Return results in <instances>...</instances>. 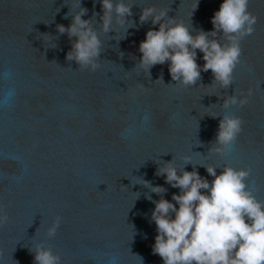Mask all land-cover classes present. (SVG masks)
Masks as SVG:
<instances>
[{
    "label": "water",
    "instance_id": "1",
    "mask_svg": "<svg viewBox=\"0 0 264 264\" xmlns=\"http://www.w3.org/2000/svg\"><path fill=\"white\" fill-rule=\"evenodd\" d=\"M127 2L129 22L104 33L100 0H81L83 19L97 13L102 41L99 67L91 71L66 60L71 41L56 28L71 23L79 0H0V215L8 216L0 223V264H35L38 244L60 264H163L153 252L151 219L160 196L143 179L166 188L172 201L180 189L156 175L165 161L178 170L195 167L209 183L207 165L217 174L225 166L248 169L246 186L264 203V0H248L256 24L240 41L227 88L213 82L211 70L184 86L172 80L167 62L148 72L139 65V43L159 27L151 18L140 22L143 7L168 10L195 34L213 30L223 0ZM234 94L247 103L225 108L224 98ZM225 114L243 123L220 154L209 149Z\"/></svg>",
    "mask_w": 264,
    "mask_h": 264
},
{
    "label": "clouds",
    "instance_id": "2",
    "mask_svg": "<svg viewBox=\"0 0 264 264\" xmlns=\"http://www.w3.org/2000/svg\"><path fill=\"white\" fill-rule=\"evenodd\" d=\"M100 4V31L108 33L115 30V25L129 22L127 17L132 15V4L127 0H100ZM87 11L79 0V10L72 15L71 23L68 26L57 24L56 28L71 41L66 60H74L81 69L95 71L99 67L102 41L93 24L97 13L83 19ZM167 13L168 10L155 4L142 8L140 22L151 18L152 24L159 27L148 29L145 39L139 43V65L148 72L153 66L167 62L172 80L184 86L196 85L201 71L208 70L212 72L213 82H218L222 88L232 84L241 56L240 41L253 33L256 24V16L248 10V0H223L211 18L213 30L200 29L195 34ZM67 16L68 13L65 18ZM218 34L223 36L224 42L217 38ZM197 49L203 53L202 66L196 61ZM120 55L123 56V52ZM245 103L247 97L243 94L226 96L223 100L225 108ZM242 123L239 116H222L209 151L223 154L228 150L242 131ZM183 159L189 163L191 157ZM205 167L213 177L211 183L195 167L192 171L178 170L172 160L157 168L156 175L164 176L166 183L180 189L178 194H172L175 204L164 198L166 188L153 186L143 179L144 185L160 196L154 201L151 215L157 231L154 254L161 257L163 264H264V203L246 186L250 170L225 166L217 174L216 167ZM7 220L6 212L0 215V223ZM60 220L57 217L48 228L49 236L55 235ZM32 252L35 264H60V256L50 247L38 244Z\"/></svg>",
    "mask_w": 264,
    "mask_h": 264
}]
</instances>
